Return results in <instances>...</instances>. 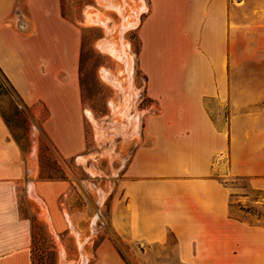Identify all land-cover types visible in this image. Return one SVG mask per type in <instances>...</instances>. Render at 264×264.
I'll list each match as a JSON object with an SVG mask.
<instances>
[{
	"label": "crops",
	"instance_id": "crops-1",
	"mask_svg": "<svg viewBox=\"0 0 264 264\" xmlns=\"http://www.w3.org/2000/svg\"><path fill=\"white\" fill-rule=\"evenodd\" d=\"M152 6L138 29L137 65L154 109L108 192L116 231L133 241L169 231L190 239L215 237L222 223L257 222L250 236H259L264 254V200L259 219L238 218L234 186L224 181L247 177L264 193V70L258 88L237 86L224 0ZM62 24L68 25L61 0H0V70L24 101L47 107L44 128L68 156L85 139L77 136L80 47L75 40L62 47ZM257 101L259 115L237 112ZM67 184L37 176L35 154L22 148L0 112V264H33L32 224L20 194L32 191L46 201L57 225V199Z\"/></svg>",
	"mask_w": 264,
	"mask_h": 264
},
{
	"label": "rangeland",
	"instance_id": "rangeland-1",
	"mask_svg": "<svg viewBox=\"0 0 264 264\" xmlns=\"http://www.w3.org/2000/svg\"><path fill=\"white\" fill-rule=\"evenodd\" d=\"M224 1L230 70L237 86L258 88L264 70V0ZM152 7V0H61L68 23L61 25L62 47H72L75 40L82 56L77 136L85 145L72 155L62 154L45 130L41 120L47 107L21 99L0 70V109L12 136L35 154L38 177L68 180L57 199V225L46 201L24 191L27 203L20 194L21 210L32 224L33 264H264L259 236H250L257 234L250 228L257 222L222 223L215 237L190 239L169 231L164 238L133 241L116 231L108 192L154 109L147 77L137 65L138 29ZM260 106L257 101L237 112L259 115ZM228 112L225 107L224 115ZM225 178L235 189L231 202L238 218L259 219L264 193L247 177Z\"/></svg>",
	"mask_w": 264,
	"mask_h": 264
},
{
	"label": "trees",
	"instance_id": "trees-1",
	"mask_svg": "<svg viewBox=\"0 0 264 264\" xmlns=\"http://www.w3.org/2000/svg\"><path fill=\"white\" fill-rule=\"evenodd\" d=\"M81 51H80V57H79V60L81 61ZM16 91V90H15ZM17 92V91H16ZM17 94L19 95V93L17 92ZM19 97L22 99V97L19 95ZM0 112L5 120V122L8 124V126L10 127V120L9 118L5 115V113L0 109ZM46 117V116H45ZM45 117L41 120L42 122L44 121ZM17 139V138H16ZM18 140V139H17ZM48 178H53L52 176H48Z\"/></svg>",
	"mask_w": 264,
	"mask_h": 264
}]
</instances>
